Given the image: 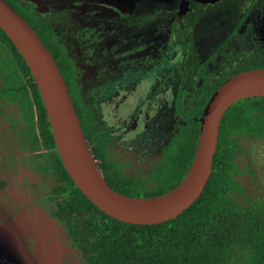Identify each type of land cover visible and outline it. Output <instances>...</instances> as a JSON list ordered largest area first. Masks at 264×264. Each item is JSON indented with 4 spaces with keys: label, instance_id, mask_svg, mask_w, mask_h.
I'll use <instances>...</instances> for the list:
<instances>
[{
    "label": "rangeland",
    "instance_id": "obj_1",
    "mask_svg": "<svg viewBox=\"0 0 264 264\" xmlns=\"http://www.w3.org/2000/svg\"><path fill=\"white\" fill-rule=\"evenodd\" d=\"M188 1L32 0L75 58L84 98L113 150L140 173L172 137L181 84L197 92L200 72L214 82L264 47V0ZM8 120L0 117V127ZM11 146L1 133L0 264H85L51 216V184ZM242 146L241 185L264 199V141L243 138Z\"/></svg>",
    "mask_w": 264,
    "mask_h": 264
},
{
    "label": "trees",
    "instance_id": "obj_2",
    "mask_svg": "<svg viewBox=\"0 0 264 264\" xmlns=\"http://www.w3.org/2000/svg\"><path fill=\"white\" fill-rule=\"evenodd\" d=\"M5 1L34 28L53 55L105 180L121 194L153 197L177 187L194 160L200 119L214 92L234 74L264 68V52H257L214 82L200 72L203 81L197 92L181 84L173 106L179 121L172 137L160 157L140 173L113 150V137L99 127L77 79L75 58L54 26L37 14L36 6ZM30 72L0 29V117L10 119L6 128L0 127V134L28 160L32 173L51 184L47 189L51 216L63 224L85 264H264V199L247 195L239 180L244 171L237 161L243 138L264 141V97L240 100L226 112L213 173L197 202L169 222L141 226L106 215L75 186L59 156Z\"/></svg>",
    "mask_w": 264,
    "mask_h": 264
},
{
    "label": "water",
    "instance_id": "obj_3",
    "mask_svg": "<svg viewBox=\"0 0 264 264\" xmlns=\"http://www.w3.org/2000/svg\"><path fill=\"white\" fill-rule=\"evenodd\" d=\"M0 29L30 69L50 122L61 161L75 186L106 215L132 225L169 222L204 192L214 169L220 127L238 101L264 97V68L245 70L220 84L202 118L194 160L183 181L166 194L133 197L112 189L90 148L66 80L53 55L34 28L5 0H0Z\"/></svg>",
    "mask_w": 264,
    "mask_h": 264
},
{
    "label": "flooded vegetation",
    "instance_id": "obj_4",
    "mask_svg": "<svg viewBox=\"0 0 264 264\" xmlns=\"http://www.w3.org/2000/svg\"><path fill=\"white\" fill-rule=\"evenodd\" d=\"M15 1H17L19 4H21V5H29V6H31V5H34V6H36V3H33L32 2V0H15ZM32 3V4H31ZM187 3H190V0L187 2ZM48 22V21H47ZM51 24V23H50ZM52 25V24H51ZM53 26V25H52ZM55 28V27H54ZM56 29V28H55ZM263 29H264V24H263ZM56 31H57V29H56ZM58 32V31H57ZM59 34V33H58ZM257 52H264V47H263V49L262 50H260V49H255V51H254V53L253 54H251V55H249V56H243L242 58H240V60H241V62L244 60V59H250V58H253V57H255L256 55H257Z\"/></svg>",
    "mask_w": 264,
    "mask_h": 264
}]
</instances>
